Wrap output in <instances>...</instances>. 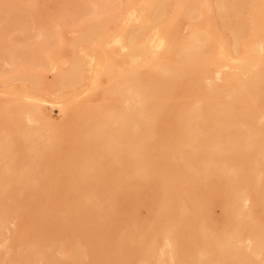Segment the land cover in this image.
<instances>
[{
  "label": "bare ground",
  "instance_id": "bare-ground-1",
  "mask_svg": "<svg viewBox=\"0 0 264 264\" xmlns=\"http://www.w3.org/2000/svg\"><path fill=\"white\" fill-rule=\"evenodd\" d=\"M68 1L0 0V264H264V0Z\"/></svg>",
  "mask_w": 264,
  "mask_h": 264
},
{
  "label": "rangeland",
  "instance_id": "rangeland-1",
  "mask_svg": "<svg viewBox=\"0 0 264 264\" xmlns=\"http://www.w3.org/2000/svg\"><path fill=\"white\" fill-rule=\"evenodd\" d=\"M57 1L58 4H55L53 0H40V7L38 8V11L40 12L42 18L48 17L47 14L54 12L55 7L58 6L71 9L68 0H57ZM93 99L94 101H99L100 94L97 93L96 95H94ZM134 190L137 194L135 197H129L122 201V203L125 206L126 213L125 214L122 213V215L119 218H115V221H112V223L110 224V228L112 229L111 235H116L125 226L136 232L138 231L140 226H146V224L148 223L149 215L153 208L151 204L152 192L148 189L141 187L140 188L136 187ZM220 208H221V203L216 200L212 203L210 210L211 218L215 223V226L219 230L222 229L223 227L220 217L222 215V209ZM129 213H132L133 216H136L135 218L136 224L132 223L131 225L127 226V223L131 222L128 217ZM13 250L15 252L19 251L17 246H14Z\"/></svg>",
  "mask_w": 264,
  "mask_h": 264
}]
</instances>
